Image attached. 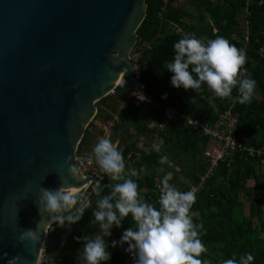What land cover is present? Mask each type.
<instances>
[{"label": "trees", "instance_id": "1", "mask_svg": "<svg viewBox=\"0 0 264 264\" xmlns=\"http://www.w3.org/2000/svg\"><path fill=\"white\" fill-rule=\"evenodd\" d=\"M145 4V18L136 31L137 42L132 49L138 54V82L145 88L144 101L120 108V102L132 89L128 84L99 100L97 113L87 126L76 155L93 154L94 121L107 122L115 116L117 122L108 139L123 153L125 170L137 173L131 178L138 184L140 196L159 207L155 185L166 173H173L170 183L187 191L198 186L208 172L204 151L209 139L193 131L189 120L213 124L228 112L235 119L233 137L244 147L264 148V0H188V5L184 0H145ZM239 16L245 19V33L239 31ZM186 33L207 39L222 36L246 52L242 75L257 82L250 104L242 105L232 98H214L206 85L198 93L171 85L173 74L164 65L174 57V43ZM260 48L263 53L259 52ZM165 94L166 99L162 98ZM237 95L234 89L232 97ZM168 105L177 107L178 113L165 122L163 107ZM156 146L160 152L155 151ZM164 155L168 156V162L160 164ZM256 162L245 152L229 153L196 193L191 211L199 213L193 217L194 223H203L199 233L206 252L200 259L208 264H222L244 253L254 256L253 264H264V164ZM168 163L178 167L179 172L168 167ZM98 176L102 178L99 184L110 183L99 170ZM249 180L255 186L247 218L240 196L250 195ZM103 194H108L106 187ZM85 199L92 200V207L85 211L80 222L63 228L53 223L49 228L43 264H80L78 255L83 241L77 237L99 232L98 225L91 223L97 197L91 191ZM134 226L129 217L121 227H113L112 235L105 238L111 259L103 264H134L133 258L127 259V244L111 246V241H119L123 232Z\"/></svg>", "mask_w": 264, "mask_h": 264}, {"label": "water", "instance_id": "2", "mask_svg": "<svg viewBox=\"0 0 264 264\" xmlns=\"http://www.w3.org/2000/svg\"><path fill=\"white\" fill-rule=\"evenodd\" d=\"M145 0H0V264H38L53 223L42 188L85 193L77 147L130 53ZM39 242L21 243L25 231Z\"/></svg>", "mask_w": 264, "mask_h": 264}, {"label": "clouds", "instance_id": "3", "mask_svg": "<svg viewBox=\"0 0 264 264\" xmlns=\"http://www.w3.org/2000/svg\"><path fill=\"white\" fill-rule=\"evenodd\" d=\"M246 60V52L222 36L207 39L186 33L174 43V57L164 67L173 74L171 85L177 89L198 93L206 85L214 98H232L233 102L243 105L252 102L257 86L256 80L242 75ZM234 89L238 95L232 97ZM142 96H139L140 100H143ZM162 98L166 99L167 94ZM155 151L160 152V147L156 146ZM93 154L99 171L110 183L106 186L98 184L93 189L97 199L91 223L98 225L99 232L77 237L78 241H83L78 255L80 264L109 261L111 253L105 238L112 235L114 226L121 227L129 217L135 226L127 228L119 241H111V246L127 244L125 251L132 255L134 264H208V261L200 259L206 247L199 233L203 223L196 224L193 220L199 216V213L191 211L197 199L193 191L179 190L170 183L173 173L168 172L156 186L159 190L157 207L140 196L139 186L131 178L137 173L129 170L125 174L123 153L110 139L100 138L93 147ZM71 160V157L66 159L69 171L78 178L79 169L71 164ZM167 162V155L159 160L160 164ZM105 187L108 194L102 195ZM63 189L42 188L39 201V208L43 207L51 214V223L61 228L80 222L85 211L92 207L91 199H85L83 195L69 197ZM19 240L21 243H37L39 236L36 231L29 230L23 232ZM19 259L13 258L8 264H15ZM253 261L251 253H244L238 259L234 255L222 264H253Z\"/></svg>", "mask_w": 264, "mask_h": 264}, {"label": "built area", "instance_id": "4", "mask_svg": "<svg viewBox=\"0 0 264 264\" xmlns=\"http://www.w3.org/2000/svg\"><path fill=\"white\" fill-rule=\"evenodd\" d=\"M166 1V0H165ZM260 53H263V48L259 49ZM130 60L133 62V73L132 79L134 86H131V91L128 93L127 97L120 102V108L127 107L128 103H140L144 101V86L138 82L140 77L138 71V65L136 60L138 58L137 53H130ZM127 82L124 76H121L115 84L114 90L111 94H114L116 89H123L126 86ZM110 94V95H111ZM143 95V96H142ZM139 96H142L143 100L139 99ZM178 113V108L172 105L163 107V118L164 121H171ZM117 122V118L114 116L113 120L104 122L101 128L102 137L109 138L112 134V129L114 123ZM235 124V119L230 116V113L226 112L221 114L213 124L206 122H201L198 120H189L188 125L192 128L193 131L198 132L202 136L209 139V143L204 151V156L207 158L209 163V169L207 174L201 179V183L198 186H191L187 191H193L195 194L199 189L202 188L204 182L209 178L214 170L218 167L219 162L223 161L224 158L231 152H245L247 156L257 162H264V148H252L244 147L237 138L233 137L232 130ZM100 139V138H99ZM75 162L78 166V169L82 175L87 177H94V181H89L87 188L85 189V194H89L93 189L101 182L102 178L98 176V166L95 163L94 154L83 153L75 156ZM256 162V163H257ZM168 167L173 168L179 172V168L168 163ZM97 173V175H94ZM159 182L156 183L155 188L157 191V201L159 197V190L156 187ZM48 240V239H47ZM46 240V242H47ZM46 242L42 249V255L39 258L38 264H43L44 253L46 249ZM133 258L131 254L127 259Z\"/></svg>", "mask_w": 264, "mask_h": 264}, {"label": "rangeland", "instance_id": "5", "mask_svg": "<svg viewBox=\"0 0 264 264\" xmlns=\"http://www.w3.org/2000/svg\"><path fill=\"white\" fill-rule=\"evenodd\" d=\"M212 1H218V0H212ZM183 2V0H182ZM184 2H186V4L188 5V0H184ZM239 31L245 33L246 32V22H245V19L243 16H239ZM95 123H98V125H95V128L92 129V132H93V138L94 140L92 141L93 142V145H95L98 141H99V138L102 137V132H101V125H103V121L98 119L95 121ZM157 145V143L155 144ZM89 153H92V152H89ZM262 163L264 164V162L262 161ZM262 164V165H263ZM158 172L160 173V170H158ZM94 175H97V173H94ZM254 181L253 180H249L247 182V188L249 189V196H240V199L244 201V213H245V216L248 218L249 217V211H250V200H251V197L254 195ZM85 193L83 194V197L85 198Z\"/></svg>", "mask_w": 264, "mask_h": 264}, {"label": "crops", "instance_id": "6", "mask_svg": "<svg viewBox=\"0 0 264 264\" xmlns=\"http://www.w3.org/2000/svg\"><path fill=\"white\" fill-rule=\"evenodd\" d=\"M94 124H95V125H98V123H95V121H94ZM99 125H100V124H99ZM99 125H98V126H99ZM153 125H155V123H153L151 126H153ZM101 127H102V125H101ZM115 145H116V144H115ZM127 173H128V171L125 170V174H127ZM157 173H159V172L157 171Z\"/></svg>", "mask_w": 264, "mask_h": 264}, {"label": "bare ground", "instance_id": "7", "mask_svg": "<svg viewBox=\"0 0 264 264\" xmlns=\"http://www.w3.org/2000/svg\"><path fill=\"white\" fill-rule=\"evenodd\" d=\"M120 78V76L118 77V79ZM117 79V80H118ZM117 82V81H116ZM116 82H115V84H116ZM115 84L113 85V86H115ZM88 184H89V182L87 183V186H88ZM87 186H86V188H87ZM41 255H42V250H41V252H40V256H39V258L41 257Z\"/></svg>", "mask_w": 264, "mask_h": 264}]
</instances>
